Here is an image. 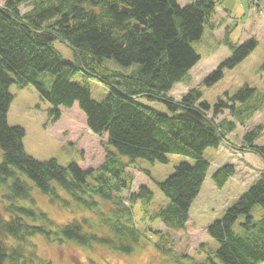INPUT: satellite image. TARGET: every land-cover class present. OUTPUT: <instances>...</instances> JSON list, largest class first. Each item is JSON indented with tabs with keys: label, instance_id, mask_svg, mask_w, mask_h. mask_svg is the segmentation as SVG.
Here are the masks:
<instances>
[{
	"label": "trees",
	"instance_id": "obj_1",
	"mask_svg": "<svg viewBox=\"0 0 264 264\" xmlns=\"http://www.w3.org/2000/svg\"><path fill=\"white\" fill-rule=\"evenodd\" d=\"M21 6L30 9L22 14ZM215 7L214 0H195L185 6L177 0H0V264H52L40 257L36 238L57 246L75 242L120 255L133 253L145 236L136 226L131 205L137 200L150 204L153 199L144 185L122 197L133 178L127 169L136 159L167 163L169 154H177L194 160L181 162L157 184L168 203L146 212L149 224L160 222L166 229L184 230L209 169L204 151L217 149L222 142L230 144L226 135L236 128L234 121L216 122V118L227 110L243 124L264 105V95L247 85L213 108L200 100L195 88L179 101L168 96L200 60L191 43L200 39ZM55 40L73 50V62L63 59ZM228 46L231 55L204 78L206 86L221 80L223 71L247 57L257 42L251 38ZM108 59L134 68L111 70L104 64ZM43 73L54 77L50 87L38 81ZM77 75L82 83L72 81ZM91 78L107 88L104 100L91 98L87 84ZM11 85H32L51 105L48 116L53 121L60 118L61 109L76 104L90 132L107 135L103 163L83 169L75 163L63 167L54 159L38 161L29 156L23 146L25 130L7 123ZM140 98L162 102L170 114L160 113ZM263 133L264 122L247 131L241 150L257 154L264 163V144H255ZM235 173L231 164L218 168L212 176L215 186L222 189ZM35 188L59 208H81L94 217L56 225L37 207ZM255 206L264 210V172L208 226L207 234L218 248L201 246L203 262L191 257L186 258L187 264L264 263V216L257 220L251 216ZM241 216L245 217L243 235L233 231ZM158 248L181 264L183 258L172 249Z\"/></svg>",
	"mask_w": 264,
	"mask_h": 264
},
{
	"label": "rangeland",
	"instance_id": "obj_2",
	"mask_svg": "<svg viewBox=\"0 0 264 264\" xmlns=\"http://www.w3.org/2000/svg\"><path fill=\"white\" fill-rule=\"evenodd\" d=\"M194 1L177 0L180 6ZM214 1L215 10L205 21L200 39L191 43L200 60L168 93L169 97L179 101L184 94L195 88L201 95L200 100L207 102L212 108L219 100L226 101L227 95H233L244 85L255 88L258 93L264 95V0ZM29 9L30 6H21L20 12L23 14ZM251 38L257 42L255 49L235 67L225 69L221 80L212 86H206L203 83L204 78L231 55L228 45L236 46ZM224 39H227V44L223 43ZM53 45L64 60L73 62V50L60 40H55ZM104 64L118 72H128L134 68L121 67L110 59L105 60ZM53 80L51 74L38 75V81L44 82L46 86L50 87ZM72 81L83 82L79 75L73 77ZM87 84L93 100L99 102L106 98L108 91L105 85L93 78L88 79ZM9 91L13 99L8 110L7 123L9 126H18L25 130L23 146L29 156L38 161L54 159L63 167L75 163L83 169H96L103 163V146L107 143V135L99 137L90 132L86 119L76 104L69 110L61 109L60 118L53 121L48 116L51 105L32 85L25 88L11 85ZM140 101L162 114H170L158 100L140 98ZM250 102L248 104L252 105L253 102ZM211 114L208 113L209 117ZM223 119L234 121L236 128L226 135L230 144L222 142L217 149L208 148L204 151L202 157L209 163V169L200 192L191 205L189 220L184 230L172 231L160 222L149 224L146 212L150 214L168 203L157 184L172 175L175 167L181 162L193 164L194 160L177 154H169L167 163L136 159L133 166L127 169L133 178L129 191L124 192L122 197L125 199L127 195L135 193L141 185L147 186L153 194L150 204L137 200L131 205L136 226L145 236L142 245L131 254L120 255L99 245L87 247L75 242H64L57 246L42 238H36L40 257L52 264H177L158 248L163 246L183 258L181 264H187L186 258L191 257L199 263L203 262L205 255L200 249L201 246H207L213 251L218 248V243L207 234L208 226L220 219L226 209L236 203L258 180L261 172H264V163L257 154L241 150L242 136L255 125L264 122V105L243 124L237 118L231 117L227 110L216 118V122ZM255 144H264V133ZM227 164L233 165L236 173L219 189L215 186L212 176L218 168ZM33 198L37 207L59 226L74 219L94 217L90 211L81 208H59L37 188L33 190ZM251 216L255 220L260 219L264 216V210L255 206ZM244 221V216L237 220L233 226L235 233L244 234L241 226ZM161 235L164 236L163 239ZM167 239L171 245L167 244Z\"/></svg>",
	"mask_w": 264,
	"mask_h": 264
},
{
	"label": "water",
	"instance_id": "obj_3",
	"mask_svg": "<svg viewBox=\"0 0 264 264\" xmlns=\"http://www.w3.org/2000/svg\"><path fill=\"white\" fill-rule=\"evenodd\" d=\"M123 12H124V13H126V12H127V10H126V9H123Z\"/></svg>",
	"mask_w": 264,
	"mask_h": 264
}]
</instances>
